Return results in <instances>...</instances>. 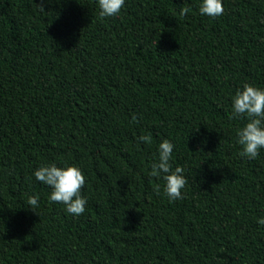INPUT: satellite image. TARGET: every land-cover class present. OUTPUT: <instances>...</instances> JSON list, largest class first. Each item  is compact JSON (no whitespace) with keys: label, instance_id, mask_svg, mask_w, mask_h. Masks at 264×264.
I'll list each match as a JSON object with an SVG mask.
<instances>
[{"label":"trees","instance_id":"trees-1","mask_svg":"<svg viewBox=\"0 0 264 264\" xmlns=\"http://www.w3.org/2000/svg\"><path fill=\"white\" fill-rule=\"evenodd\" d=\"M222 2L101 19L97 0H0V264H264V149L242 158L248 120L229 119L244 84L264 90V0ZM164 139L174 202L148 175ZM51 164L82 171V215L36 180Z\"/></svg>","mask_w":264,"mask_h":264},{"label":"clouds","instance_id":"clouds-1","mask_svg":"<svg viewBox=\"0 0 264 264\" xmlns=\"http://www.w3.org/2000/svg\"><path fill=\"white\" fill-rule=\"evenodd\" d=\"M45 0H40L39 6L42 10ZM99 16L101 19L117 16L125 5V0H97ZM191 9L183 7L181 15L186 16ZM199 13L202 16L215 19L224 13L222 0H201ZM238 118L248 120V123L237 132V143L242 150L239 155L249 160L256 159L261 149H264V90L250 84H244L242 90H238L232 98V113L229 119ZM136 122L137 117L132 116ZM143 144H151V135H141L137 140V147ZM174 145L164 139L158 147V156L150 165L148 175L157 180L164 181L163 193L170 202L182 199V190L187 184L183 175V167H176L173 170L172 153ZM37 181L52 188L49 197L50 202L60 203L65 206L68 214L80 216L86 210L87 200L81 194L86 184L82 171L75 166L66 168L57 167L56 164L43 166L34 173ZM156 192L160 194V185H156ZM28 205L32 209L38 206V197L29 196ZM257 223L264 226V218L258 219Z\"/></svg>","mask_w":264,"mask_h":264}]
</instances>
